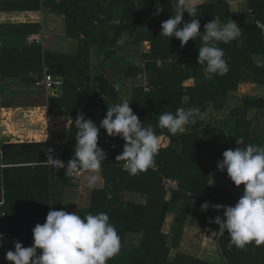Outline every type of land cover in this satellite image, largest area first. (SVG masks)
<instances>
[{
	"label": "trees",
	"instance_id": "16d2710c",
	"mask_svg": "<svg viewBox=\"0 0 264 264\" xmlns=\"http://www.w3.org/2000/svg\"><path fill=\"white\" fill-rule=\"evenodd\" d=\"M247 4L250 11L245 14L223 0H207L199 5L200 15L196 19L200 21L201 32L212 19L225 23L237 20L242 29L238 40L217 45L223 49L230 69L226 75L219 76L207 73L206 66L198 64L200 38L181 47L177 38L160 35L162 22L173 14L172 0H141V3L138 0H0V12L44 10L64 15L67 37L76 39L79 46L76 55L46 50L41 42V22L0 23V95L15 83L43 82L47 67V72L62 82L49 93L45 91L50 121L56 116L71 119L65 132L51 130L45 141L14 143L2 139L0 133V183L6 190V202L0 206V233L3 234L0 264H11L5 254L15 250L16 242L31 246L34 227L46 221L50 210H65L67 190L78 186L50 164L46 152L49 144L60 136L65 141L60 144L64 161L72 159L77 133L74 120L81 113L99 128L98 146L106 151L107 159L101 170L104 186L92 190L90 206L80 209L78 214L105 212L109 215L121 237L122 248L108 264H264V245L256 247L253 243L245 249L229 246L227 230L219 239L222 253L218 236L212 235L218 231V225L210 230L216 254L215 250L210 251L205 258L180 249L189 212L199 214L200 225L206 227L208 220L216 216L223 218V210L209 207L206 212L202 211L203 203L234 206L243 195V184L237 189L231 180L233 188L230 184L212 183V169L205 152L216 148L221 154L234 150L238 147L235 139L241 137L244 145L240 147L264 146V137L253 138L251 131L254 122L264 125V96H244L221 125L203 124L197 117V123L183 134L171 135L167 129L158 127L162 112L174 114L180 107H199L207 114L209 101L211 109L223 110L241 82L264 83V66H257L254 60L255 56L264 57V33L256 26L257 20L264 23V0H247ZM191 19L185 12L183 21ZM9 36H23L26 43L5 45L3 40ZM145 40L152 45L151 52L143 54L151 73L149 89L136 87L130 98H125L121 88L115 90L116 83L101 65L112 60L128 43L140 44ZM95 52L100 53L98 60L93 58ZM99 66L101 70H95L92 75V67ZM190 78L196 83L185 86ZM122 99L130 102L144 127L151 126L159 137H169L170 144L160 148L155 158L158 169L130 175L123 167L124 161L116 160L125 141L108 136L99 127L108 107ZM251 111H260V114L249 118ZM164 176L178 179L181 186L169 198L162 184ZM188 192L198 198L196 202L185 198ZM169 214H174V221L171 231L165 233L163 227ZM173 250H176L174 257Z\"/></svg>",
	"mask_w": 264,
	"mask_h": 264
},
{
	"label": "clouds",
	"instance_id": "9594fccd",
	"mask_svg": "<svg viewBox=\"0 0 264 264\" xmlns=\"http://www.w3.org/2000/svg\"><path fill=\"white\" fill-rule=\"evenodd\" d=\"M173 14L162 22L160 35L177 38L181 47L190 40L200 38L198 64L205 65L210 74L224 76L229 66L219 43L229 44L238 40L242 29L233 20L221 25L212 19L205 23L204 31H200L198 8L203 0H172ZM192 19L183 21L184 13ZM182 24V27H178ZM256 26L264 33V23L256 21ZM257 66H264V57L255 56ZM119 90V85H114ZM209 110L212 103L208 102ZM197 117L204 118L199 107H180L175 113L162 112L158 117V127L167 129L171 135L186 133L190 126L197 123ZM77 129L75 149L72 159L66 164V176H82L86 178L87 187L95 188L101 177L103 161L107 153L98 146L100 131L91 119H85L83 113L74 120ZM138 116L130 107V102L122 99L108 107L105 117L100 122L108 136L120 137L125 141L123 151L116 160L124 161L123 167L130 175H138L156 167V156L161 148V139L154 129L144 127ZM236 147L222 153V162L217 163L220 172L227 175L239 189L244 185L243 195L234 206L201 205L202 211L209 207L223 210V218L216 216L210 220L219 226L212 235H224L227 230L230 236L229 246L245 249L249 244L256 247L264 245V146L247 144L244 147L243 137L235 139ZM62 167H65L63 165ZM6 190L0 183V206L6 202ZM33 231V244L24 247L20 242L9 250L5 259L11 264H108V261L119 255L122 248L121 237L116 227L110 222L105 212L81 216L65 210H50L46 221L37 224ZM3 239V234H0ZM38 250L39 254H38Z\"/></svg>",
	"mask_w": 264,
	"mask_h": 264
},
{
	"label": "crops",
	"instance_id": "0c3cea01",
	"mask_svg": "<svg viewBox=\"0 0 264 264\" xmlns=\"http://www.w3.org/2000/svg\"><path fill=\"white\" fill-rule=\"evenodd\" d=\"M141 3V0H138ZM207 0H203V3L206 2ZM201 3V4H203ZM236 11H239L241 14H245L250 11L249 6L247 4V0H240L234 7ZM234 21V20H233ZM31 22H41L43 25V39L41 42L44 45V48L46 50H51L55 52H60V53H66L70 55H76L79 50L78 46V41L76 39H72L67 37V29H66V18L64 15L60 14H55L51 12H47L44 10H30V11H21V12H0V23H5V24H19V23H31ZM218 22L223 25L225 22H221L218 20ZM234 22L237 23L239 26V22L235 20ZM54 25L56 30H59V34L55 35L54 38L49 40V32L46 28L49 26ZM182 25V24H181ZM240 27V26H239ZM3 43L5 45H16V46H22L26 43V38L23 36L20 37H6L3 40ZM97 48H94L96 50ZM152 50V45L151 41H143L140 44H134V43H128L126 46L123 48L119 49L117 53L115 54L114 58L110 61H107L106 63H109L107 67H104L101 65L102 69L105 70V72L110 76L109 73H112L113 75V81L119 85V88H121L123 92V96L125 98H130L132 94V90L135 89L136 87H143L146 90L149 89V82L151 79L150 76V70L148 69L147 62L145 59H143V54L144 53H150ZM96 53V52H95ZM93 58H97L96 55H93ZM98 60V59H96ZM159 65V64H158ZM161 66V65H160ZM141 67V70H139ZM95 74V71L92 72V75ZM93 80L91 79V82ZM196 83V80L194 78H190L189 80H186L184 85L185 86H192ZM244 84H252L257 86L256 91L257 93L254 94H249L253 96H264V84L261 83H253V82H241L238 86L243 87ZM35 88V85H29V84H24V83H15L11 87H7L5 90L6 92L13 91V92H19V91H24L28 90L30 88ZM20 94V93H19ZM237 93L235 90L232 91L230 94V97L228 101L226 102V106L223 110H216V109H211L207 114H204V118L199 120L203 124H213V125H221L223 122L228 118L229 113L234 107H237L241 104V99H237ZM27 105L19 106V116H22L23 118H17L16 122L14 121L15 124H22L25 126V128L22 126L21 128L24 129V133H28L29 137L32 135L31 133L34 132L35 127L38 129L39 126L35 125L33 122V116L35 112V107L40 108L44 107L45 103H43L42 106L40 105H33L32 102H26ZM20 105V104H19ZM47 109H48V102H47ZM23 108V109H22ZM254 113V111H251ZM222 113L225 115L221 116ZM32 119V122L29 123L27 119ZM249 118H251V114H249ZM52 126H53V131H56V133H63L65 132L71 124V119L70 117H65V116H56L52 119ZM39 125V124H38ZM51 125H48V128ZM43 127V126H42ZM230 127L228 126L227 129ZM36 129V130H37ZM50 129V128H49ZM43 130V128H42ZM252 137L253 138H258L260 136L264 137V125L259 124L257 122H254L252 127ZM1 133V131H0ZM55 133V134H56ZM31 134V135H30ZM37 135V134H36ZM43 139H38L37 141H45L48 139V134L46 135V132L44 134H41ZM35 137V136H34ZM161 139V148L167 147L170 144V139L167 136H160ZM30 141H32L30 139ZM29 141V142H30ZM55 142L59 144H64V138L58 136L55 140ZM33 142V141H32ZM205 156L210 164V166L216 168V179H212V183L215 186H227L230 184V178L227 175V171L225 170L224 172H220L217 169V163L219 161V157L222 156L221 150L219 148L216 149H211L205 152ZM88 175V174H87ZM86 175V176H87ZM101 179L98 182L100 185L95 186L97 187H103L105 182L104 178L101 174L99 173ZM85 176V177H86ZM229 179V180H228ZM86 180V178H85ZM86 183V182H85ZM81 185V184H80ZM78 185L77 187H79ZM83 187V186H82ZM85 187V185H84ZM71 188L67 190L66 194V202H65V211L69 212H75V206L72 208H69L68 205V200L69 198L68 192ZM93 189V188H92ZM91 189V190H92ZM171 197V194H167V198ZM87 202L90 203L88 200ZM183 209L180 208L179 211ZM199 214L197 213H192L189 212L185 225H184V232L181 238V246L180 249L182 251L188 252L190 254H193V251H199V246L196 245L195 241H198L202 237V231L205 230L204 227H202L199 224ZM174 221V214H169L165 220V224L163 227V231L165 233H169L171 231V227ZM214 227H216V224L212 223ZM199 236V237H198ZM190 241V244L186 246L185 242ZM186 246V247H185ZM176 253V250L172 251V255ZM194 255V254H193ZM197 256V255H196ZM199 256V255H198Z\"/></svg>",
	"mask_w": 264,
	"mask_h": 264
},
{
	"label": "rangeland",
	"instance_id": "374dc122",
	"mask_svg": "<svg viewBox=\"0 0 264 264\" xmlns=\"http://www.w3.org/2000/svg\"><path fill=\"white\" fill-rule=\"evenodd\" d=\"M46 28H50L47 29L48 30V34L49 36V40L54 38L55 35L59 34V30H56V28L54 27V25L46 27ZM94 55L97 56L96 59L100 58V53H95ZM98 63V62H97ZM109 63L104 64V67H107ZM101 70L100 66L99 67H92V72H94L95 70ZM110 74V78L113 79V74ZM262 84H264L263 82H261ZM252 86H244V87H239L237 89H235L236 93H237V99H241V97H244L246 95L249 94H254L257 93L258 91H256V87L255 85ZM253 88V89H252ZM20 93V94H19ZM47 93L44 91L43 86H39V85H35V88H30L28 90H24V91H19V92H13L12 90L9 92L3 91L0 95V131H1V137L2 139H4L5 141H9V142H24V141H30V139L33 142H36L38 139H43L41 134H44L46 132V135L49 133L50 130H53V126L52 123L50 121V116H49V111L47 109ZM26 102H29L33 105H40L42 106L43 103H45L44 107H40V108H36L35 107V112L34 116H33V122L35 123V125L39 126V128L37 129L35 127V130L33 133H31L33 136L28 135V133H24V129H22L21 127L23 126L22 124L18 125L15 124L14 121L16 122L17 118H23L22 116H19V106H23L24 104L27 105ZM20 104V105H19ZM23 109V108H22ZM251 117L255 116H259L260 111H254L250 112ZM225 115L224 113H222L221 116ZM17 117V118H16ZM29 121V123L32 122V119H27ZM39 124V125H38ZM48 125L49 126L48 128ZM43 126V127H42ZM25 128V126H23ZM43 128V130H42ZM37 129V130H36ZM30 134V135H31ZM37 134V135H36ZM30 141V142H32ZM211 171H212V179L215 178L216 179V168L211 166ZM229 180V179H228ZM85 179L82 180V183L79 187L76 188H71L68 192L69 195V199L68 200V205L69 208L75 206V212L76 214L79 213L80 209H84V208H88L90 206V203L87 202L88 200L90 201L91 198V193L92 190L94 189H90L87 187V182ZM85 185V187H84ZM97 185H100L99 183H97ZM96 185V186H97ZM83 186V187H82ZM96 188V187H95ZM65 202H66V198H65ZM70 213L71 210L69 211ZM210 220H208V223L206 225V227L202 226L205 228L204 231H202V237L198 240L195 241L196 245L199 246V251H193L192 253L194 255H199V257H205L207 258V255L209 254L210 251H214L216 249V246L213 242V240L211 239L212 235L210 230L212 229L213 224L209 222ZM200 224V223H199ZM199 237V236H198ZM135 242H137V239H134ZM182 243V241H181ZM186 246L190 244V241L185 242ZM185 246V247H186ZM234 246V245H233ZM218 255H220V251H218ZM215 254H216V250H215ZM172 257H174V255H172Z\"/></svg>",
	"mask_w": 264,
	"mask_h": 264
},
{
	"label": "built area",
	"instance_id": "2783aa9c",
	"mask_svg": "<svg viewBox=\"0 0 264 264\" xmlns=\"http://www.w3.org/2000/svg\"><path fill=\"white\" fill-rule=\"evenodd\" d=\"M223 1H225L226 3L230 5H236L240 0H223ZM158 14H160V11L158 12ZM158 64L161 65L162 62H159ZM46 68L44 72L45 78L43 82L38 81L36 85L43 86L44 91L49 93L50 90L54 89V87L56 86L61 85L62 82L60 80L55 79L51 74H49ZM50 133H51V130L48 133V138L50 136ZM63 153L64 151H63L62 146L55 141L49 144L47 152H46V154L49 156L50 164L65 174L67 163L63 159ZM63 165H65V167H62ZM154 169H158L157 165ZM86 175L87 174H84L79 177H76V176H67V177L75 181L78 185H80L82 183V180L85 179ZM162 184L166 188L168 194L181 190L180 182L176 178L164 176L162 180ZM185 198L188 200H192L193 202H196L198 199L195 195H193L190 192L185 194ZM3 215H5V212H3ZM2 244H3V240L0 239V248Z\"/></svg>",
	"mask_w": 264,
	"mask_h": 264
},
{
	"label": "water",
	"instance_id": "95a60500",
	"mask_svg": "<svg viewBox=\"0 0 264 264\" xmlns=\"http://www.w3.org/2000/svg\"><path fill=\"white\" fill-rule=\"evenodd\" d=\"M222 160H223V156H220V157H219V161L222 162ZM230 182H231V181H230ZM230 186H231L232 188L234 187L232 183H230ZM235 195H236V194H235ZM237 201H238V199H237ZM225 231H226V230H225ZM219 239H220V236L217 237V241H218L219 249H220V251L222 252L223 250H222V247H221V245H220ZM222 253H223V252H222ZM224 259L227 260L226 257H225ZM226 264H228V262H226Z\"/></svg>",
	"mask_w": 264,
	"mask_h": 264
}]
</instances>
